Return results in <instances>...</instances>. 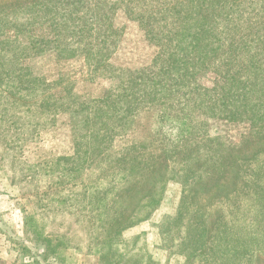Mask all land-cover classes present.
<instances>
[{"label": "rangeland", "instance_id": "374dc122", "mask_svg": "<svg viewBox=\"0 0 264 264\" xmlns=\"http://www.w3.org/2000/svg\"><path fill=\"white\" fill-rule=\"evenodd\" d=\"M162 1L165 0H137L131 2V6L143 10L144 6L153 7L155 11L164 7ZM248 1L235 0L238 6L234 2L231 8L234 11L230 13L238 16L237 10L249 8ZM254 1L264 3V0ZM204 2L168 0L167 6H175L174 10L167 9L169 14L185 17H178L179 22L174 26L167 23L165 29L174 32L192 27L187 17L203 16ZM113 16V25L122 32L107 58V63L116 68L111 71L112 78L101 74L108 72V68L97 72L92 66L88 68L82 56L57 58L48 51L22 59L24 73L43 76L51 83L47 87L51 93L64 98L69 96L66 110L46 120L38 106L17 101L12 107L6 104L10 102L4 100V94H0V264H264V204L259 210L252 192L253 181L245 175L242 160H238V157L246 159L257 148L264 149V137L257 136L254 133L257 127H250L248 121H230L219 115L201 113L205 124L192 134L200 137L198 142L175 137L179 135L177 121L189 111L196 112L192 99L199 98L189 87L191 77L184 74H181L182 80L178 73L168 74L170 82L173 78L179 81L172 82L174 86L166 90L169 83L161 86L165 102L173 104V118L164 122L154 109H140L136 113L134 132L124 128L113 137L114 150L120 153L112 159L128 158L131 154H122V151L134 141L140 140L137 147H147L153 133L159 131L153 145L155 151L179 148L182 151L179 152L185 153L190 148V155L194 156L186 165L201 169L205 182L201 181L202 185L188 192L183 217L177 218L183 190L177 182L166 181L169 169L159 162L160 168L149 176L150 184L145 181L137 190L124 195L125 209L131 214L138 207L135 203L145 195L146 198L163 181L161 202L146 219L130 226L127 225L131 220L122 217L112 222L105 221L103 216L98 219L94 210L98 206L91 201L93 198L81 180L89 175L91 184L97 179L104 185L108 172H104V163L90 162L95 161L92 153H86L85 158L81 156L79 160L72 159L76 153L83 154L86 143L79 136L87 129L85 112L73 110L79 108L82 101L103 97L122 75L128 79L129 74L135 78L164 79L158 67L169 57L178 66L185 61L186 70L196 73L193 75L196 84L207 91L226 78L213 71V52L208 48L219 45L223 51L229 42L221 19L216 24V30L222 31L218 38H213L215 34L211 30L198 26L201 30L196 29L183 39L178 37L176 43L175 38L169 41L160 31L155 34L147 31L143 23L130 19L122 6ZM33 33L51 38L47 25L35 26ZM193 34L198 35L197 40L188 42ZM183 46L189 47L181 49ZM150 69L155 73L145 76ZM183 78L188 82L185 87L181 85ZM202 93L206 96L204 91ZM179 152L177 155L181 157ZM175 159L171 161L179 167L182 162ZM114 162V166H118ZM107 168L110 167L107 165ZM222 170L225 176L224 173L220 176ZM95 193L101 198L109 197L102 191ZM24 216L32 219L29 224H24ZM202 222L205 228L200 227ZM119 226L118 235H111Z\"/></svg>", "mask_w": 264, "mask_h": 264}, {"label": "trees", "instance_id": "16d2710c", "mask_svg": "<svg viewBox=\"0 0 264 264\" xmlns=\"http://www.w3.org/2000/svg\"><path fill=\"white\" fill-rule=\"evenodd\" d=\"M134 1L137 0L111 2L107 0H0V94H4V100L8 99L10 102L6 104L12 107L17 101L27 106H38L37 109H41L40 113L43 112L46 120H49L48 117L54 118L57 113L68 108L69 96L64 98L51 93L47 88L51 83H47L43 76L24 73L22 59L26 60L48 51L53 52L57 58L82 56L88 68L92 66L94 72L108 68V72L101 74H108L111 76L109 78H112L111 71L116 68L107 63V58L115 49L122 32L120 28L113 25L112 21L114 11L118 7L122 6L130 15V19L143 23L147 31L154 34L160 31L169 41L175 38L176 43L178 37L183 39L195 33L198 26L214 32L213 38L216 39L222 33L216 30V24L220 19L221 23L223 21V30H225L226 38L229 39L226 49L222 51L219 45L208 48L213 52L211 54L212 63L215 65L213 71L222 73L223 77H226L219 85L215 84L206 91L201 85L196 84L197 79L193 78L196 73H189L186 70L185 61L183 65L178 66L174 63L175 60L172 61L169 57L158 67L164 79H155L153 76L135 78L130 74L128 79L126 75H122L103 97L86 103L82 101L78 104L79 108L73 110L85 112L87 129L79 136V139L86 143V147L83 146V154L76 153L75 158L72 159L79 160L81 156L85 158L86 153H92V159L95 161L90 160V162L104 163V172L105 170L108 172L105 173L107 183L104 185L99 184L97 179L91 184L89 175L81 180L93 198L91 201L98 206L93 209L97 212L98 219L103 216L104 220L109 222L116 221L117 217L131 220L127 226L146 219L160 204L165 187V184H162L163 181L160 182V188L151 191L146 198H144L145 195L135 203L138 207L131 211V214L125 209L127 203L124 196L127 192L137 190L136 187L141 186V183L145 181L150 184L149 176L157 172V167L160 168L159 162L165 163V169H169L166 181L177 182L183 190L176 212L177 218L183 217L188 192L204 180L201 169H193L186 165L194 156L190 155L192 153L189 151L190 148L186 149L185 153H181L179 148L168 149V152L155 151L153 145L155 139L159 137V131L153 133L152 142L147 147H137L140 144L139 140L124 148L122 154H131L130 159L129 157L121 159L124 163L115 159L114 162L112 159L114 155L120 153L114 150L113 137L117 135L118 130L124 131V128L134 132L136 115H138L136 113L140 112V109H154L155 113L157 112L156 116L164 122H168L172 117L173 104L165 102V97L161 94L164 88L161 86L169 83L166 90L173 85L172 82L179 80L172 77L173 81L170 82L168 74L178 73L181 80V74L185 77L190 76L189 81L192 85L189 87L199 94V98L192 99L196 112L189 111L188 115H183L177 121L179 126L176 129L179 135L175 137H180L181 140L191 138L192 141L198 142L200 137L197 138L198 135L192 134L201 124H205L201 114L219 115L230 121H248L250 127H257L258 131L254 133L261 139L264 137V3L249 0L247 3L249 8L237 10L240 13L234 17V14L230 12L234 11L231 8L235 0H205L203 16L199 19L187 17L192 27H182L181 31L170 32L164 26H168L167 23L174 26L179 22L178 17H185H173L169 14L167 9L174 10V4L167 6L168 0L162 1L161 4L164 7L154 11L150 4H147L150 8L144 6V10L131 6V2ZM236 4L238 6V3ZM129 6L130 9H128ZM209 22L212 23L209 24ZM43 25L49 26L51 38L33 33L35 26L38 28ZM201 35L203 39L206 38L205 34ZM192 36L187 39L188 42L191 39L197 40L198 35ZM188 47L183 46L181 49H188ZM191 47L189 50L192 49ZM154 73L155 71L150 69L144 74L151 76ZM135 79H138L140 83ZM187 84L188 82L184 81L181 85L185 87ZM42 85L44 87H41ZM202 91L206 93V96H203ZM178 101L180 102L181 99ZM76 144L81 143L76 142ZM178 152L181 157H178ZM175 157L180 163L182 162L179 167H175L174 162L171 161H176ZM238 158L242 160L243 168L247 171L245 175L251 177L253 181L252 192L257 199V206H260L258 209L262 210L264 149H255L246 159ZM113 162L118 166H114ZM107 165L110 168H107ZM223 173L222 170L220 176H223ZM95 191L107 193L109 197H98ZM144 211L145 213L140 215ZM29 220L32 219L24 216V224H29L31 222ZM204 226L205 222H202L200 227ZM118 230L120 231V226L113 229L114 233L111 235H118Z\"/></svg>", "mask_w": 264, "mask_h": 264}]
</instances>
